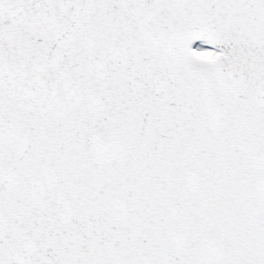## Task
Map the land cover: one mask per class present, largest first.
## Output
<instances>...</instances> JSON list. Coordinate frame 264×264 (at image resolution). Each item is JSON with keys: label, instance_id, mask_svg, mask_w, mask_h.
Wrapping results in <instances>:
<instances>
[{"label": "snow or ice", "instance_id": "6c2138e0", "mask_svg": "<svg viewBox=\"0 0 264 264\" xmlns=\"http://www.w3.org/2000/svg\"><path fill=\"white\" fill-rule=\"evenodd\" d=\"M0 264H264V0H0Z\"/></svg>", "mask_w": 264, "mask_h": 264}]
</instances>
